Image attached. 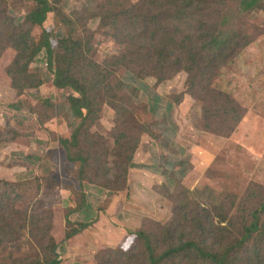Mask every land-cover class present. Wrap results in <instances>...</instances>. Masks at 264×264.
Returning <instances> with one entry per match:
<instances>
[{
  "label": "rangeland",
  "instance_id": "rangeland-1",
  "mask_svg": "<svg viewBox=\"0 0 264 264\" xmlns=\"http://www.w3.org/2000/svg\"><path fill=\"white\" fill-rule=\"evenodd\" d=\"M48 1L52 10L45 28L56 40L72 37L82 44L87 61L79 72L96 76L113 71L111 84L133 78L126 66H115L127 45L115 39L114 27H104L103 20L139 0H113V5L112 0ZM34 7L35 0H0V233L9 235L3 256L13 254L23 264L43 261L53 238L60 264H129V257L142 254L144 259L147 253L144 239L129 244L128 235L139 231L150 236L158 253L190 240L216 248L229 243L243 216L264 202V2L262 8L244 12L240 0H214L195 14L210 11L217 35L228 33L235 48L228 64L218 58L211 82L215 95H230L234 112L224 114L211 93L208 100L199 98L210 74L202 81L197 78L192 88L185 70L168 73L161 81L149 75L152 67L136 66L145 75L130 81L133 103L122 99L134 104L135 122L129 125L131 117H123L126 124L118 120L113 96L104 100L91 134L112 145L121 134L139 140L127 189L121 192L88 185L87 180L82 183L86 187L80 186L79 164L68 161L60 144L79 122L69 110L71 91L53 84L47 52L41 51L28 73L7 75L14 63L8 57L16 55L9 39L27 30L25 19ZM128 23L122 18V29ZM197 24L193 18L187 29ZM253 38L238 52L239 45ZM96 66L100 68L93 72L90 67ZM38 81L42 85L28 87ZM81 190L89 196L91 211L75 213L83 200ZM8 217L15 219L13 235L2 221ZM86 221L92 225L66 239Z\"/></svg>",
  "mask_w": 264,
  "mask_h": 264
},
{
  "label": "trees",
  "instance_id": "trees-1",
  "mask_svg": "<svg viewBox=\"0 0 264 264\" xmlns=\"http://www.w3.org/2000/svg\"><path fill=\"white\" fill-rule=\"evenodd\" d=\"M115 1L112 0L110 3L113 5ZM205 2L213 4L214 0H139L137 4L122 6L118 11H113V14L106 15L103 26H113L117 32L115 39L121 45H127L126 49L116 57L115 66H126L124 67L126 71L129 69L133 75L131 79L125 81L120 79L111 84L113 71L107 74L97 73L96 76L88 72L87 75L79 72V68L84 65L82 62L87 61L82 44L72 37L56 40L52 31L45 28L48 14L52 10L49 1L35 0L33 11L25 19L27 30L19 38L9 39L16 55L8 57L12 58L14 63L7 75L28 73L30 65L41 51L47 52L48 65L54 75L53 84L58 89L71 91L67 98L69 110L74 119L79 122L73 126L68 138L60 139V144L66 151L68 161L79 164L77 180L80 186L86 187L82 183L87 180L88 185L111 192L127 189L128 175L134 166L133 157L139 140L132 142L131 135H117V140L113 143L117 147H113L111 140L100 138L96 134L92 135L90 128L99 120L103 102L110 95L113 96L110 102L117 112L118 120L124 121L123 117H131L127 125L135 122L134 104L130 107L123 103L122 99L127 97L133 103L129 92L134 86L130 81H136V78H143L145 75L143 69L137 73L136 66L152 67L149 75L161 81L169 77L168 73L172 76L185 70L192 77V88H195L197 78L202 81L208 73L210 83L205 87L201 84L200 92L205 93L199 95V98L208 100V93H211L214 99L216 96L222 103L221 110L224 114L229 115L231 111H235L232 110L233 100L230 95L223 91L215 95L216 92L211 83L218 69L215 67L218 58L223 59L224 64H228L231 62L230 58L235 57V48L231 47L228 33L217 35L215 25L210 22V11L207 14L195 15L197 12H203L200 10ZM263 2L264 0H240V9L244 12L260 9ZM122 18L129 22V27L122 29ZM193 18L198 24L193 26L192 31L188 30L187 26L190 27ZM227 21L228 16L224 15V24ZM253 41L254 38L239 45L238 52ZM217 48L221 50L219 54L215 51ZM15 68L17 70H13ZM99 68L90 67L93 72ZM40 85L42 82L38 81L28 87ZM211 111L205 108V112ZM122 112L123 116H120ZM124 123L126 124L125 121ZM121 139L130 140L121 143ZM80 194L83 200L73 212L91 211L89 196L87 197L83 190ZM2 221L11 229L8 230L9 234L13 235L17 232L11 225V222L15 221L14 218L8 217V222L3 218ZM92 221L80 223L77 229L66 234V239L69 240L80 234L92 225ZM231 233V241L221 244L223 247L220 248L201 246L202 243L190 240L171 245L161 253L153 247L151 238L146 232L132 233L128 236L144 239L147 253L144 259L142 254L129 257V264H264V202L250 209L243 216L240 228ZM6 236L9 235L0 233L2 237L0 238V264H23L16 260L13 254L9 257L3 256L8 249L4 246ZM49 246L51 252L48 254L50 255L43 261L29 260L25 264H60L56 255L57 245L53 238H49ZM17 250L20 248L17 247Z\"/></svg>",
  "mask_w": 264,
  "mask_h": 264
},
{
  "label": "clouds",
  "instance_id": "clouds-1",
  "mask_svg": "<svg viewBox=\"0 0 264 264\" xmlns=\"http://www.w3.org/2000/svg\"><path fill=\"white\" fill-rule=\"evenodd\" d=\"M132 242H134V237L129 238V244H131ZM125 250H126V248H125Z\"/></svg>",
  "mask_w": 264,
  "mask_h": 264
},
{
  "label": "crops",
  "instance_id": "crops-1",
  "mask_svg": "<svg viewBox=\"0 0 264 264\" xmlns=\"http://www.w3.org/2000/svg\"><path fill=\"white\" fill-rule=\"evenodd\" d=\"M140 167V166H139ZM132 170V169H131ZM110 206H112V199H111V202H110ZM110 208V207H109ZM91 210V209H89ZM102 214V213H101ZM106 214H108V210L106 211ZM100 218V217H99Z\"/></svg>",
  "mask_w": 264,
  "mask_h": 264
}]
</instances>
